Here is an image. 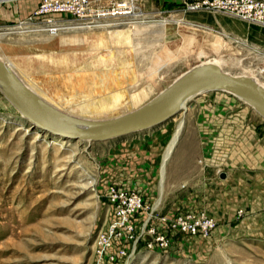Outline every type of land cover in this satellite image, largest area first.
Wrapping results in <instances>:
<instances>
[{
    "label": "rangeland",
    "instance_id": "374dc122",
    "mask_svg": "<svg viewBox=\"0 0 264 264\" xmlns=\"http://www.w3.org/2000/svg\"><path fill=\"white\" fill-rule=\"evenodd\" d=\"M190 4L139 0L138 21L58 36L21 29L34 11L0 32V56L47 104L88 121L138 110L181 76L211 68L213 59L222 61L220 71L264 86V25ZM183 108L144 131L72 141L33 126L0 89V264H110L98 262L96 247L111 217L103 197L111 184L138 191L145 216L194 211L218 223L210 237L171 236L164 251L140 245L114 264H264V208L251 205L261 177L247 167L250 160L236 166L234 154L218 147L209 165L203 154L210 118L214 136L221 115L224 122L264 117L224 89Z\"/></svg>",
    "mask_w": 264,
    "mask_h": 264
},
{
    "label": "built area",
    "instance_id": "2783aa9c",
    "mask_svg": "<svg viewBox=\"0 0 264 264\" xmlns=\"http://www.w3.org/2000/svg\"><path fill=\"white\" fill-rule=\"evenodd\" d=\"M105 2H108V7L102 6ZM138 2L139 0H42L35 12L21 23V28L33 27L32 30L53 34L54 31L61 32L68 28L88 29L129 24L140 18L135 11ZM190 6L225 12L264 25L263 0H191ZM103 197L110 208L111 217L98 236L96 253L99 263H123L129 255L138 251L140 245L164 251L170 247L171 236L207 238L218 227L214 218L194 211L175 212L171 217L164 218H158L154 211L145 216L147 207L143 196L124 186L109 185ZM160 221L164 224H158ZM162 228L164 229L160 230Z\"/></svg>",
    "mask_w": 264,
    "mask_h": 264
},
{
    "label": "water",
    "instance_id": "95a60500",
    "mask_svg": "<svg viewBox=\"0 0 264 264\" xmlns=\"http://www.w3.org/2000/svg\"><path fill=\"white\" fill-rule=\"evenodd\" d=\"M0 84L15 99L18 110L33 126L72 141L99 142L150 129L170 119L189 98L211 88H230L235 94L250 99L264 117V89L248 78L231 76L220 70L195 76H188L187 73L138 110L100 121L74 118L58 111L14 75L2 59ZM172 108H175L174 112L170 111ZM71 124L84 127H73Z\"/></svg>",
    "mask_w": 264,
    "mask_h": 264
},
{
    "label": "crops",
    "instance_id": "0c3cea01",
    "mask_svg": "<svg viewBox=\"0 0 264 264\" xmlns=\"http://www.w3.org/2000/svg\"><path fill=\"white\" fill-rule=\"evenodd\" d=\"M40 3L41 0H0V32H3L10 25L28 18L38 8ZM0 59H2L1 56ZM18 66L22 69L24 68L20 62H18ZM11 69L13 71V68ZM13 72L15 73V71ZM219 119L220 122L214 124V132H218L214 136L212 135L211 118L210 123L205 122L204 125V166L211 163L213 146L218 147V151L224 156L227 153L234 154L236 166L243 168L244 161L250 160L247 167L254 168V174L256 177H261L262 181L258 182L255 187V193L258 197L252 199L251 205L264 208V119L251 116L246 118L238 117L230 122H224L222 115ZM244 119H249L250 121L244 123ZM257 158L259 159L258 163L254 161Z\"/></svg>",
    "mask_w": 264,
    "mask_h": 264
},
{
    "label": "bare ground",
    "instance_id": "6f19581e",
    "mask_svg": "<svg viewBox=\"0 0 264 264\" xmlns=\"http://www.w3.org/2000/svg\"><path fill=\"white\" fill-rule=\"evenodd\" d=\"M102 27H112V26H110V25H108V26H105V25H103ZM97 28H100V27H97ZM21 29H25V28H21ZM55 30H57L56 28H54ZM88 29H96V28H88ZM73 30H80V29H78V28H72V29H70V28H68V29H64V30H62L61 32H56V31H54V33L53 34H49V35H52V36H58L59 34H61V33H64V32H67V31H73ZM83 30V29H82ZM34 31H36V30H34ZM36 32H42V31H40V30H37ZM56 32V33H55ZM43 33H46L45 31L43 32ZM194 53V52H193ZM98 61L99 60H95L94 62H93V64L95 65V66H97L98 65ZM211 61V64H213L212 65V67L211 68H208V70H203V71H200V72H188V76H195V75H198V74H201V73H204V72H211V71H217V70H219L218 68H219V65H222V61L220 60V59H213V60H210ZM222 67V66H221ZM10 68V67H9ZM97 68H98V66H97ZM10 70L12 71V69L10 68ZM222 72H224V71H222ZM12 73L15 75V73L12 71ZM224 73H226V72H224ZM226 74H228V73H226ZM229 75V74H228ZM21 80V79H20ZM252 82H254L255 84H257L260 88H263L264 89V86H262V84L261 83H259V82H257L254 78H251L250 79ZM22 81V80H21ZM176 81V80H175ZM174 81V82H175ZM23 82V81H22ZM173 84V83H172ZM28 87V86H27ZM0 89L8 96V98L11 100V102L13 103V104H15L16 106H17V102L15 101V99L7 92V90L0 84ZM213 89H224V90H226V91H229V92H231V93H234L230 88H211V89H209V90H213ZM32 90V89H31ZM209 90H205V91H203V92H200V93H198L197 95H195V96H193V97H191V98H189L187 101H185L184 103H182L181 104V106H180V109L178 110V111H175V108H172L170 111L171 112H174V114H173V116L176 114V113H178V112H180L182 109H184L183 107H184V105H186V103L190 100V99H193L194 97H197V96H199V95H201L202 93H205V92H207V91H209ZM33 91V90H32ZM35 92V91H34ZM36 93V92H35ZM84 93V92H83ZM109 96V95H108ZM113 96V95H112ZM238 96H240V98L243 100V101H245V102H247L248 104H250V105H252L254 108H256L257 109V111L258 112H260V110L257 108V106L250 100V99H248V98H246V97H244V96H241V95H238ZM104 98L106 97L107 98V96H103ZM102 97V98H103ZM102 98H98V102H97V106H95V108L96 107H99L100 108V106L102 105V104H104V99H102ZM119 98V97H118ZM123 98H124V96H123V94H122V96H121V101L123 102ZM41 99V98H40ZM42 100V99H41ZM106 100V99H105ZM137 100V99H136ZM45 102V101H44ZM98 103H99V106H98ZM85 107L87 108V109H89V108H91V106H87V105H85ZM93 108V107H92ZM98 108V109H99ZM84 109V108H83ZM99 110H101V108L99 109ZM67 115V114H66ZM69 116V115H68ZM172 116V117H173ZM24 117V116H23ZM70 117H72V116H70ZM25 118V117H24ZM75 118V117H74ZM27 119V118H26ZM79 119H81V118H79ZM28 120V119H27ZM30 122V121H29ZM73 127H84L83 125H81V124H71ZM36 127V126H35ZM38 128V127H37ZM182 128H183V122L180 124V126H179V129H178V133L175 135V137H174V139H173V141H172V144H171V146H170V148H169V150H168V153H167V155H166V158H165V160H167L168 158H169V156H170V154H171V152H172V149H173V147H174V145H175V143H176V141H177V137L179 136V133L181 132V130H182ZM39 129V128H38ZM41 130V129H40ZM46 133H48V132H46ZM50 134V133H49ZM51 135H53V136H55V137H59V138H61L60 136H57V135H54V134H51ZM125 136V135H124ZM121 137V136H120ZM117 138V137H116ZM111 139H113V138H111ZM108 140H110V139H108ZM104 141H107V140H104ZM88 142H90V141H88Z\"/></svg>",
    "mask_w": 264,
    "mask_h": 264
}]
</instances>
